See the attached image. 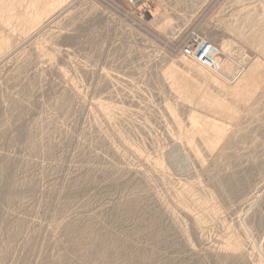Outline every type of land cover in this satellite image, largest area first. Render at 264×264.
Masks as SVG:
<instances>
[{"label":"rangeland","instance_id":"1","mask_svg":"<svg viewBox=\"0 0 264 264\" xmlns=\"http://www.w3.org/2000/svg\"><path fill=\"white\" fill-rule=\"evenodd\" d=\"M23 3L51 9L0 12V264H264V0ZM192 31L224 89L183 65Z\"/></svg>","mask_w":264,"mask_h":264},{"label":"bare ground","instance_id":"2","mask_svg":"<svg viewBox=\"0 0 264 264\" xmlns=\"http://www.w3.org/2000/svg\"><path fill=\"white\" fill-rule=\"evenodd\" d=\"M51 1H52V4H55V3H59L62 0H51ZM39 2L37 1V3H39ZM33 3H36V2H33ZM49 3H50V1H49ZM125 3L131 7H134L137 4L142 3V2L137 1L134 4H128L127 1L125 0ZM48 4H45L44 6L42 5L43 7H41L40 10H38L37 9L38 7L34 6L35 4L33 6L32 5H24L23 0H11V2H10V0H0V12H2L3 16L5 17L3 19V21H1V22L4 24L5 28H9L11 21L13 19L17 18V20L19 21V24H22V32H23L24 28H25L24 32H26L27 30H29V28H30L29 26H31L33 23L35 24V22L38 21V17H40V15L46 13V11H49L51 9L50 5H48ZM15 5L20 7L19 10L13 9V7H15ZM27 26H28V28L26 29ZM194 34L197 35L201 41L208 43V45L210 44L213 51H212V53L209 54V57L204 60V63H201L197 59H195V55L194 56L185 55L184 52H182V50L180 49V53L182 55L181 61L184 63L183 65H185L188 69H190L192 72H194L195 75H198L202 79H205L207 82L214 84V85H217L218 87L224 89V87H223L224 84L222 82L226 79H229V76H227L222 69L223 63L218 58V51L215 50V53H214V49H216V47H214L209 41H206L205 39H203L195 31L190 32L189 36H193ZM186 44H188V41L186 42ZM3 45L5 46L6 43H4V41L0 40V48H2ZM199 64L203 67H201ZM257 65L252 64L247 69V71H244V73L240 76L238 81L237 82L235 81L236 83L232 87H229L227 90H230V93L235 95L236 97L241 98V97H244L245 95H247L250 91V88L251 87L253 88V87H255V84H258L256 82H257V80H259L258 79L259 78L258 70H259L260 66H259V68H257L256 67ZM205 72L208 75H206ZM179 74L180 73L177 74V71L172 66L169 68V70L166 73L167 77L170 78L172 81V86L175 87L176 91L182 95V99L184 97L185 98L184 100H188V101L192 102L194 100L195 96L197 97L198 94L194 93L193 90L191 91V88L193 86L190 85V83H189L190 81L188 82V81L184 80V79H189V78H183L184 76H180ZM234 79H231V81ZM255 89H253V90H255ZM251 91H252V89H251ZM181 95H179V96H181ZM179 98H181V97H179ZM208 99L209 98L203 97L202 101L200 102V106H202V107H205V105H207L209 107L213 106L214 108L217 109V113L218 112H219V114L221 113L222 117L228 116L227 117L228 119H229V116L231 118L232 116L235 115V112L230 110V108L227 105L225 106L220 101L216 103L212 99H210V101ZM243 100H244V98H243ZM188 101H186V102H188ZM207 109H209V108H207ZM211 112H213V111H211ZM190 122H191L193 129L198 131L199 124H198L197 118L194 115H191Z\"/></svg>","mask_w":264,"mask_h":264},{"label":"built area","instance_id":"3","mask_svg":"<svg viewBox=\"0 0 264 264\" xmlns=\"http://www.w3.org/2000/svg\"><path fill=\"white\" fill-rule=\"evenodd\" d=\"M128 4H134L135 2H149V0H126ZM188 44L181 47L182 52L188 56H194L199 62L204 63V60L212 53L211 45L200 40L197 35L189 36ZM215 53V49H214Z\"/></svg>","mask_w":264,"mask_h":264}]
</instances>
